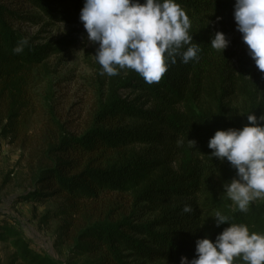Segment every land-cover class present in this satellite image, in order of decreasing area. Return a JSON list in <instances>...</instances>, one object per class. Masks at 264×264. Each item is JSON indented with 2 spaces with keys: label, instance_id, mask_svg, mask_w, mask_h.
<instances>
[{
  "label": "trees",
  "instance_id": "1",
  "mask_svg": "<svg viewBox=\"0 0 264 264\" xmlns=\"http://www.w3.org/2000/svg\"><path fill=\"white\" fill-rule=\"evenodd\" d=\"M175 2L191 22L230 11L235 0ZM83 4L0 0V138L7 145L24 150L34 140L29 134L37 107L34 72L57 51L17 26L40 17L82 23ZM217 31L206 25L190 32L191 44L200 48L198 60L185 64L177 57L159 82L148 84L127 69L119 84L137 96L135 101L119 98L111 83L79 132L46 119L42 147L32 153L35 163L29 167L32 189L17 202L55 204L41 223L49 217L58 221L55 235L66 257L54 260L34 251L6 217L10 222L0 225V242L12 248L7 264H179L182 256L195 257L197 239L214 241L228 227L216 226L217 211L250 233L264 234V201L241 212L223 194L235 169L210 157L207 146L215 131L242 128L248 114L264 115V90L257 81L241 98L240 113L228 108L229 77L209 45ZM23 39L27 45L14 53ZM9 181L6 177L4 183ZM185 205L193 210L185 213Z\"/></svg>",
  "mask_w": 264,
  "mask_h": 264
},
{
  "label": "clouds",
  "instance_id": "2",
  "mask_svg": "<svg viewBox=\"0 0 264 264\" xmlns=\"http://www.w3.org/2000/svg\"><path fill=\"white\" fill-rule=\"evenodd\" d=\"M233 9L236 30L255 66L264 73V0H235ZM79 20L88 41L98 44L94 57L101 75L116 76L118 68H127L152 84L160 81L177 57L185 64L199 58L198 44H191L190 20L175 0H84ZM27 43V39L18 41L12 51L21 53ZM228 44L217 31L209 45L222 53ZM247 121L240 129L215 131L207 145L210 157L226 160L235 169L236 176L223 185V194L241 212L264 198V115L248 114ZM192 210L189 205L183 208L185 213ZM213 218L217 227H228L214 241L197 239L195 257L182 256L179 264H233L237 257L245 264H264V234L230 223L219 211Z\"/></svg>",
  "mask_w": 264,
  "mask_h": 264
},
{
  "label": "rangeland",
  "instance_id": "3",
  "mask_svg": "<svg viewBox=\"0 0 264 264\" xmlns=\"http://www.w3.org/2000/svg\"><path fill=\"white\" fill-rule=\"evenodd\" d=\"M233 10L192 20L189 33L212 25L229 41L222 53L218 51L215 61L225 71L231 84L229 89L233 95L227 106L240 113L243 104L241 98L252 84L257 81L264 90V73L255 66L241 34L236 30ZM40 18V21L18 25L17 28L27 36L37 38L38 44H51L53 50L57 51L34 72L37 107L29 128V134L34 138L31 145L22 150L7 145L0 138V225L4 220L9 223L8 218H12L9 225L22 234L34 251L54 260H64L66 247L58 245L55 235L58 221L49 217L45 223H41L46 213L54 211L55 204L50 201L43 204L17 202L32 189L29 167L35 163L32 153L42 147L40 140L47 131L46 127H49L46 119L52 117L66 131L77 133L88 121L95 103L106 94L111 83L114 89L117 88V96L122 100L132 103L137 96L120 88L119 82L126 76L127 68H118L119 74L116 76L100 74L101 66L94 57L98 44L88 41L82 23L67 24ZM6 177L10 179L8 184L4 183ZM262 201L264 198H257L250 204L256 205ZM11 253L10 243L0 242V264H7ZM234 260L233 264H245L238 257Z\"/></svg>",
  "mask_w": 264,
  "mask_h": 264
}]
</instances>
